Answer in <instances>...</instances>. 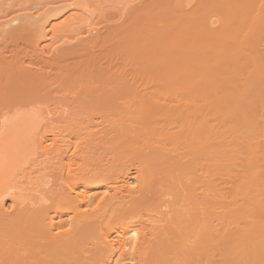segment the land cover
<instances>
[{
  "label": "bare ground",
  "instance_id": "obj_1",
  "mask_svg": "<svg viewBox=\"0 0 264 264\" xmlns=\"http://www.w3.org/2000/svg\"><path fill=\"white\" fill-rule=\"evenodd\" d=\"M56 4L0 21V264H264V0Z\"/></svg>",
  "mask_w": 264,
  "mask_h": 264
},
{
  "label": "rangeland",
  "instance_id": "obj_2",
  "mask_svg": "<svg viewBox=\"0 0 264 264\" xmlns=\"http://www.w3.org/2000/svg\"><path fill=\"white\" fill-rule=\"evenodd\" d=\"M63 1L67 3H73L75 1H80V0H0V21L2 19L3 20L9 19L17 15H21L22 18V15L24 13L25 14L27 13V15L34 14V16H36L38 11L42 8V5L49 4L50 6V4L54 5L56 3L58 4V2H63ZM84 1L87 2V4L90 6L92 10H96L98 13H103V14L110 13L112 16L116 15L118 13V9L121 8V6L119 5V0H84ZM114 20H117V17L114 18ZM111 21H113V19H111ZM102 25L103 24H101L100 26ZM63 39L65 38H57L55 41L56 42L55 45L56 46L60 45ZM45 44L48 43H41L40 49L42 51L44 50L47 53L49 50L46 49ZM18 46L19 48H21L22 44L18 43ZM42 46L44 48H42ZM44 51L43 53L46 54Z\"/></svg>",
  "mask_w": 264,
  "mask_h": 264
},
{
  "label": "snow or ice",
  "instance_id": "obj_3",
  "mask_svg": "<svg viewBox=\"0 0 264 264\" xmlns=\"http://www.w3.org/2000/svg\"><path fill=\"white\" fill-rule=\"evenodd\" d=\"M133 187H135V185H133ZM0 198H2V197H0Z\"/></svg>",
  "mask_w": 264,
  "mask_h": 264
}]
</instances>
